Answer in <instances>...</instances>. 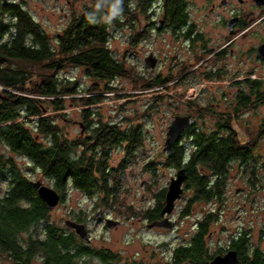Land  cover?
<instances>
[{"label":"trees","instance_id":"trees-1","mask_svg":"<svg viewBox=\"0 0 264 264\" xmlns=\"http://www.w3.org/2000/svg\"><path fill=\"white\" fill-rule=\"evenodd\" d=\"M135 1L124 0L122 17L108 25L90 22V19L99 21L101 13L95 10L96 0H82L77 10L76 7L71 10L64 29L51 37L22 2L0 0V86L4 88L0 91V183L6 186L0 196V253L22 244L21 236L40 221H45L41 226L44 228V237H40L42 245L67 243L62 236L54 239L55 229L46 222L47 205L20 169L17 158L34 166L51 182L58 196L63 197L67 187H72L86 195L100 193L107 203L113 199L120 185V175L117 173L116 177L115 170L109 166L107 151L89 153V105L97 99L75 97L81 89L77 80L61 78L59 73L74 68L88 80L96 81H108L121 75L123 65L110 52L109 40L111 31L121 26V20L128 18L129 24L138 13L144 12L138 10ZM90 13L95 15L89 17ZM170 15L179 20L181 7L173 9ZM130 41H136L135 35ZM85 91L89 93V87ZM66 99L79 102L83 107L79 116L87 132L81 131L74 139L67 138L57 123L63 117L60 112L65 109ZM95 133L101 145L107 143L113 148L125 144L123 166L129 162L141 139L137 129L119 131L106 124H100ZM202 142L205 144L203 155L194 156L187 165V188H193L194 196L191 202L210 201L217 194L214 187H207L208 179L198 171V163L209 170L221 169L224 160L232 157V147L227 142L222 145L209 140ZM184 157L181 149L175 150L172 157L166 154L167 165L172 170L183 169ZM146 167L149 168L150 163ZM165 191L162 188L156 194L154 209L145 213L148 220L158 218ZM211 220L208 215L191 242L174 250V264L185 259L187 264H208L213 256L207 252L203 239L207 232L205 223ZM245 253L241 264H264V252L258 247Z\"/></svg>","mask_w":264,"mask_h":264},{"label":"rangeland","instance_id":"rangeland-1","mask_svg":"<svg viewBox=\"0 0 264 264\" xmlns=\"http://www.w3.org/2000/svg\"><path fill=\"white\" fill-rule=\"evenodd\" d=\"M19 1L44 30L54 37L64 29L71 10L75 7L77 10L82 0ZM195 1L197 5H201L202 0ZM200 13L195 14L199 17ZM151 15L155 20L165 17L161 8L156 6L153 11L138 13L134 21L129 22L130 25L126 21L128 18L121 20V26L111 31L109 50L122 62L126 70L122 75L108 81H96L91 78L88 80L81 71L74 68H66L59 73L61 78L77 80V86L81 89L75 97L97 99L94 104L89 105V110L95 112V120L121 122V130L136 127L141 133V139L129 162L124 166V152L112 151L109 155V166L115 170L116 177L117 173L120 175V185L109 203L100 193L86 195L67 187L61 201L59 197L58 206L49 212L46 222L54 228H63L65 220L76 218L87 226L88 232L90 231L91 244L118 253V261L124 259L130 264L133 260L137 264H174V250L188 245L198 224L206 214H214L218 206L213 204L214 200L211 204L205 201L189 203L193 195L191 192H185L175 201L170 213V218L175 220L173 228L148 226L150 220L145 217V213L154 209L156 194L162 188L167 189L171 177L176 173L167 165L164 133L172 115L180 113V109L175 110L172 107V98L169 99V96L176 92L182 94L181 88L174 91H167L168 88H138L153 74L142 71V58L145 54L151 51L158 56L160 65L157 73L160 74L167 68L173 52L166 33L139 43L130 41L138 26L148 21ZM180 46L177 42L175 51H178ZM1 87L0 91L4 90ZM88 87L89 93L85 91ZM208 89L214 88H185V93L179 99L183 102L190 94L188 90H191L192 94L198 95L197 101L204 104L207 98L205 92ZM66 100L65 109L60 112L63 117L59 118L57 123L67 138L74 139L81 131L83 134L87 132L79 116L83 107L79 102ZM251 157L256 168L253 170V175L257 178L255 184L247 185L246 172L235 170V173L230 172L235 175L232 183L224 186L221 191L223 213L218 223L209 224L210 236L208 234L205 239L207 252L212 256L219 250L220 245H226L231 234H236L244 227H248L251 232V245L255 244L253 247L258 246L264 252V239L261 238L264 230V141L255 147ZM16 162L29 180L41 181L45 186L53 188L51 182L44 179L27 161L17 158ZM148 163L152 169L146 167ZM5 189L6 186L0 183V196ZM99 208L121 224L117 228L113 226L112 229L104 226L94 216V210ZM187 263V259L180 262ZM0 264H8L6 258H0Z\"/></svg>","mask_w":264,"mask_h":264},{"label":"flooded vegetation","instance_id":"flooded-vegetation-1","mask_svg":"<svg viewBox=\"0 0 264 264\" xmlns=\"http://www.w3.org/2000/svg\"><path fill=\"white\" fill-rule=\"evenodd\" d=\"M135 4L140 12L153 11L157 6L165 13L164 19L159 20L151 18V15L150 19L140 24L135 32L138 43L166 33L173 47L168 66L160 74L157 73L160 65L158 56L151 51L145 54L142 58V71L153 74H150V78L145 79L138 88L182 90V94L176 92L169 96V99L172 98V107L175 110L180 109V113L172 115L164 133L166 138L168 127L176 117L186 118V125L172 146L171 153L168 154L172 157L175 150L181 149L185 156L182 162L185 172L182 193L191 192L193 195V188H187V165L192 163L194 156L199 158L203 155L205 144L200 143L201 141H215L219 145L227 142L232 147V157L224 160L221 169L209 170L201 163L197 166L201 175L208 179L207 187L211 185L217 191L212 200L205 202L211 204L210 202L214 200L213 204L217 205L218 209L213 212L214 214H206L200 222L204 223L208 215L212 219L205 223L207 228L203 239L205 243L208 234L210 236L209 224L218 223L223 213L221 191L224 186L232 183L235 177L230 172L245 171L247 185H254L257 179L255 174L253 175L256 168L252 162L251 152L264 141V0H202L201 5H197L195 0H136ZM177 7L182 9L179 20H175V15H170ZM196 12L202 14L200 13L198 17ZM177 42L181 46L175 51ZM150 54L155 59V65L153 68H146L144 59ZM125 71L123 67V73ZM185 88L214 89L206 90V103L201 104L197 101L198 95L192 94L191 90H188L189 96L185 97L183 102L180 101L179 97L185 93ZM90 114L89 153L103 154L107 151L110 155L112 151L124 152L125 144H117L113 148L108 147L107 143L101 145L96 138L98 134L95 133L100 124L124 131L120 129L122 123L101 122L100 119L95 120V112L90 110ZM135 129L136 127L133 128ZM173 170L176 172L179 169ZM59 197L61 201L63 197ZM193 198L194 196L189 199V203ZM48 211L51 212L49 209ZM94 212L96 220L104 226L107 221L116 223L113 228L121 224L120 221L112 220L103 209L99 208ZM170 216L169 214L164 217L174 222ZM162 218L159 213L154 221H160ZM66 221L83 225L88 239L79 237L73 228L66 225ZM154 221H150L149 224ZM44 222L40 221L25 236H21L22 244L10 247L6 253H0V258H6L8 264H130L124 259L118 261V253L105 250L103 246L98 248L92 245L90 231L88 232L87 226L76 218L70 217L65 220L63 228H54V239L62 236L67 239V243L45 247L40 238L42 235L44 237V228L41 229ZM200 224L195 228V233L198 232ZM250 233L248 227H244L236 234H231L226 245L219 246V250L208 264L215 256H223L228 252H234L238 264H241L242 254L252 251L255 245H251ZM262 233L261 238L264 239V230ZM133 261L132 264H137L135 260Z\"/></svg>","mask_w":264,"mask_h":264},{"label":"water","instance_id":"water-1","mask_svg":"<svg viewBox=\"0 0 264 264\" xmlns=\"http://www.w3.org/2000/svg\"><path fill=\"white\" fill-rule=\"evenodd\" d=\"M144 64L146 68L154 67L155 59L151 54L144 59ZM186 121V118L176 117L168 127L164 143V151L167 154L171 153V148L174 143H176L178 135L186 125ZM184 180V169L177 170L175 176L170 179L168 187L165 191L164 205L160 210V215L163 218L160 221L152 222L148 225L149 227L156 226L170 229L174 226V222L169 221L164 216H167L172 212L175 201L180 198L183 192L182 184ZM31 185L36 190L39 198L47 205V208L49 210L53 209L57 205L59 196L52 188L45 186L41 181L31 182ZM109 222L112 221H107V223L105 224L107 228H112L116 224L114 222ZM65 223L67 226L73 228L79 237L84 240L88 239L87 232L83 225H79L71 221H66ZM209 264H238V261L234 252H228L223 256H215Z\"/></svg>","mask_w":264,"mask_h":264},{"label":"clouds","instance_id":"clouds-1","mask_svg":"<svg viewBox=\"0 0 264 264\" xmlns=\"http://www.w3.org/2000/svg\"><path fill=\"white\" fill-rule=\"evenodd\" d=\"M123 5L124 0H96L95 10L97 13H101V19L99 21L90 19V22H103L111 25L114 20L122 17L124 12ZM93 15L95 13H90L89 17Z\"/></svg>","mask_w":264,"mask_h":264},{"label":"bare ground","instance_id":"bare-ground-1","mask_svg":"<svg viewBox=\"0 0 264 264\" xmlns=\"http://www.w3.org/2000/svg\"><path fill=\"white\" fill-rule=\"evenodd\" d=\"M1 87V86H0ZM1 88H3V87H1Z\"/></svg>","mask_w":264,"mask_h":264}]
</instances>
